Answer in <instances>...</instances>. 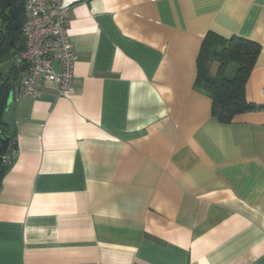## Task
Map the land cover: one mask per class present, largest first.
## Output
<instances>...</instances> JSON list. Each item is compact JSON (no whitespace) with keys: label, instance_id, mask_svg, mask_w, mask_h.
<instances>
[{"label":"crops","instance_id":"obj_1","mask_svg":"<svg viewBox=\"0 0 264 264\" xmlns=\"http://www.w3.org/2000/svg\"><path fill=\"white\" fill-rule=\"evenodd\" d=\"M65 3L75 94L45 82L5 108L0 264H264V0ZM210 32L260 43L246 97L263 108L212 114ZM0 45L2 82L23 41Z\"/></svg>","mask_w":264,"mask_h":264},{"label":"built area","instance_id":"obj_2","mask_svg":"<svg viewBox=\"0 0 264 264\" xmlns=\"http://www.w3.org/2000/svg\"><path fill=\"white\" fill-rule=\"evenodd\" d=\"M23 8L24 47L7 60L17 68L10 83L13 102L39 96L45 82L51 84L58 98L71 97L76 92L74 70L78 56L67 31L70 5L65 0H24ZM16 153L13 150L11 155H3V162L11 163Z\"/></svg>","mask_w":264,"mask_h":264},{"label":"trees","instance_id":"obj_3","mask_svg":"<svg viewBox=\"0 0 264 264\" xmlns=\"http://www.w3.org/2000/svg\"><path fill=\"white\" fill-rule=\"evenodd\" d=\"M2 5L3 2L1 1ZM22 3V7L19 4ZM24 0H13L9 13L5 18V31H0L2 45H5V37L9 36L10 46L16 44V39L23 41V45L6 55L23 49L24 38L21 27L25 16L23 13ZM4 7V5H3ZM16 9L19 26L12 30L10 24L13 21L11 11ZM7 44L5 46H8ZM0 45V52H1ZM261 50V45L257 41L244 38L238 35H232L229 38L221 37L215 33H208L201 46L198 56V86L210 93L212 99V114L220 121L230 122L233 118L241 113L251 111L262 106H257L248 101L246 97V87L252 71L256 66V60ZM1 56V55H0ZM218 63V69L213 74L211 71L212 64ZM230 64L236 65L234 76L226 75L227 68ZM16 73V72H15ZM10 80L2 82L8 83ZM0 82V84L2 83ZM6 106H4L5 110ZM2 111V113L4 112ZM0 114V173L5 174L14 161L5 164L2 156L11 155L13 150L17 151L16 140L10 130V125L4 123Z\"/></svg>","mask_w":264,"mask_h":264},{"label":"water","instance_id":"obj_4","mask_svg":"<svg viewBox=\"0 0 264 264\" xmlns=\"http://www.w3.org/2000/svg\"><path fill=\"white\" fill-rule=\"evenodd\" d=\"M2 2H3L4 7H6V9H7V8L11 7L13 0H2ZM19 7H22V3L19 4ZM6 15H7V11L2 9V7L0 6V18H1L0 31H2V32L5 31ZM11 15L13 17V21L10 24V28L12 30H14V29H17L19 26L17 14H16V9H13L11 11ZM10 83H11V79L8 83L2 82L0 84V114L4 110V106L9 107L13 102V91H12ZM4 123H6V122H4ZM3 139H4L3 136H1L0 140H3ZM0 150H1V147H0Z\"/></svg>","mask_w":264,"mask_h":264},{"label":"rangeland","instance_id":"obj_5","mask_svg":"<svg viewBox=\"0 0 264 264\" xmlns=\"http://www.w3.org/2000/svg\"><path fill=\"white\" fill-rule=\"evenodd\" d=\"M0 22H1V18H0ZM7 56V55H6ZM5 56V57H6ZM14 77H16V75H14ZM16 80H17V78H16ZM13 103V102H12ZM8 109V108H7ZM7 109H5L4 110V112L2 113V119H3V121L4 122H7L8 121V119H9V117H8V110Z\"/></svg>","mask_w":264,"mask_h":264},{"label":"flooded vegetation","instance_id":"obj_6","mask_svg":"<svg viewBox=\"0 0 264 264\" xmlns=\"http://www.w3.org/2000/svg\"><path fill=\"white\" fill-rule=\"evenodd\" d=\"M2 9H4V10H6V11H7V9H5V7H3V6H2Z\"/></svg>","mask_w":264,"mask_h":264}]
</instances>
